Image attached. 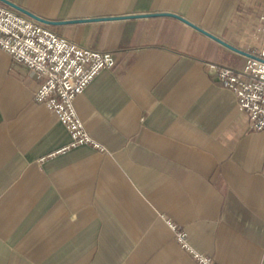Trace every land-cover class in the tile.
<instances>
[{"label": "crops", "instance_id": "1", "mask_svg": "<svg viewBox=\"0 0 264 264\" xmlns=\"http://www.w3.org/2000/svg\"><path fill=\"white\" fill-rule=\"evenodd\" d=\"M52 20L173 12L247 53L264 0H11ZM113 53L75 98L106 151L34 99L43 77L0 49V264H264V131L209 64L248 56L167 15L49 25Z\"/></svg>", "mask_w": 264, "mask_h": 264}, {"label": "built area", "instance_id": "2", "mask_svg": "<svg viewBox=\"0 0 264 264\" xmlns=\"http://www.w3.org/2000/svg\"><path fill=\"white\" fill-rule=\"evenodd\" d=\"M264 36V11L258 16ZM0 49L14 61L43 77L34 99L56 113L67 127L71 142L65 147L90 145L101 151L106 147L85 127L75 106V98L105 68H113L111 51L80 45L40 22L0 1ZM242 70L209 64V71L237 97V107L248 115L253 131H264V40L250 53ZM178 243L193 254L200 264H214L210 257L196 251L189 243L188 232L169 221Z\"/></svg>", "mask_w": 264, "mask_h": 264}, {"label": "water", "instance_id": "3", "mask_svg": "<svg viewBox=\"0 0 264 264\" xmlns=\"http://www.w3.org/2000/svg\"><path fill=\"white\" fill-rule=\"evenodd\" d=\"M6 4H8L9 6L15 8L16 10L40 21L43 22L47 25H57V24H63V23H67V22H74V21H79V20H95V19H106V18H125V17H142V16H157V15H167V16H173L176 18L181 19L182 21L186 22L187 24L191 25L192 27H195L196 29H198L199 31L203 32L204 34L208 35L209 37L215 39L216 41L222 43L223 45L233 49L234 51L243 53L247 56H251L250 53H247L245 51H243L242 49L235 47L234 45H232L231 43H229L228 41H226L225 39H223L222 37L208 31L207 29L202 28L201 26L191 22L190 20H188L187 18H185L184 16L178 14V13H173V12H149V13H139V14H131V15H121V16H115V17H94V18H90V19H68V20H52V19H47L44 17H41L37 14H35L34 12L14 3L11 0H0Z\"/></svg>", "mask_w": 264, "mask_h": 264}]
</instances>
